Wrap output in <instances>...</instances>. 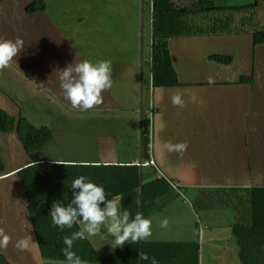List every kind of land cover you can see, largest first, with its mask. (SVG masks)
Wrapping results in <instances>:
<instances>
[{
	"label": "crops",
	"instance_id": "crops-1",
	"mask_svg": "<svg viewBox=\"0 0 264 264\" xmlns=\"http://www.w3.org/2000/svg\"><path fill=\"white\" fill-rule=\"evenodd\" d=\"M32 1L0 0V30H3L0 39L14 40L19 36L25 47L7 67L17 72L19 84L24 83V92L30 93L26 95L28 98L34 95L36 99L53 101L56 103H51L53 110H60L67 120L80 124L66 128L60 138L68 141L70 137V141L75 142L73 146L88 140L97 159L83 160L75 153L73 158L64 160L43 159L37 152L26 155L15 132L3 134L0 150L12 165L4 167V175L0 177V229L10 237L7 248H0V260H3L0 264L44 263L26 209L25 193L16 176L19 170L42 162L130 166L142 160H152L155 164L154 169L141 168L144 174H162L173 191L156 202L147 217L152 221V235L141 242L198 244L200 237L198 264H239L231 226L250 223L251 190L264 189V45L253 47L252 33H248L249 37L241 32L227 36L228 41L241 40L240 36H244L251 46L248 51L251 50L246 56V74L242 75L238 68L223 79L221 73L224 67L234 63V57L228 56L229 65L218 64L209 57L227 55L213 54L206 48L200 56L202 62L190 58L203 44L209 46L211 39L224 35L169 38L167 49L178 86L152 89L149 58L145 61L149 71L148 93L143 96L140 89L135 105L124 104L111 87L103 93L101 105L83 111L65 99L58 71L86 59L76 54L75 44L48 21L42 14L44 11L25 12ZM199 15L194 13L195 18ZM191 23L199 25L198 29L203 25L198 21ZM150 45L151 37L149 53ZM141 70L140 64L135 74L137 78ZM241 76H252V84H238ZM182 77L192 82L183 81ZM177 92L183 94V107L172 104L171 98ZM150 102L154 114L146 159L142 155L141 120ZM0 109L13 118L27 120L21 115L20 99L12 100L3 91H0ZM46 128L51 132V139L59 135L53 134L51 125ZM169 143H186L187 148L182 152L169 151ZM184 194H188L191 201ZM215 208L223 214L218 221L213 214L201 213V210L216 212ZM164 220L167 226L161 227ZM20 239L26 242L23 250L15 247Z\"/></svg>",
	"mask_w": 264,
	"mask_h": 264
},
{
	"label": "trees",
	"instance_id": "trees-1",
	"mask_svg": "<svg viewBox=\"0 0 264 264\" xmlns=\"http://www.w3.org/2000/svg\"><path fill=\"white\" fill-rule=\"evenodd\" d=\"M228 0H196L197 10L189 12L185 7H177L173 0H150L151 45L150 80L151 88L178 86L177 76L172 67L167 41L169 38L183 35H219L229 31L232 17L223 20L214 18L219 13L234 12L252 6L235 8L215 5V2ZM41 0L30 2L27 14L44 11ZM200 13L209 20L203 29L199 25H189L187 15ZM198 27V28H197ZM252 45H264V29L252 32ZM211 61L229 65L228 56H211ZM238 84H252V76H241ZM15 132L22 150L30 155L43 149L51 140V132L46 127H34L24 118H13L0 110V133ZM141 146L143 158L147 159L150 136V120L143 116L141 120ZM4 175V166L0 158V177ZM79 175H86L94 183L102 184L107 198L117 194L124 196L122 205L134 214L139 211L147 218L155 209L156 202L172 193L171 184L164 178H157L153 172L145 173L136 166L128 165H79L42 162L30 164L19 170L16 176L24 190L26 209L43 264H67L63 249L64 237L80 231L78 224L63 230L54 227L49 213L54 200L63 201L64 196L71 199L70 184ZM67 201H65L66 203ZM250 223L231 226V234L238 248L239 264H264V189L251 190ZM86 264H151L154 257L158 264H198L199 246L197 243H146L127 242L106 256H99L86 238L76 240L73 249ZM149 259L141 260L140 252ZM1 259V258H0ZM3 260H0V262Z\"/></svg>",
	"mask_w": 264,
	"mask_h": 264
},
{
	"label": "rangeland",
	"instance_id": "rangeland-1",
	"mask_svg": "<svg viewBox=\"0 0 264 264\" xmlns=\"http://www.w3.org/2000/svg\"><path fill=\"white\" fill-rule=\"evenodd\" d=\"M45 5L44 13L42 14L48 19L53 26L60 28L68 35V40L74 43V50L81 58L90 61H111L112 70V92L119 97L124 104L137 103L136 96L140 89L143 96L148 93V65L145 61L150 58L149 41L151 37L150 27V0H41ZM177 7H185L189 12L196 11L198 8L194 2L196 0H173ZM255 0H228L225 2H215V5L229 8H237L241 6H252ZM200 14V13H197ZM232 17L229 26V31L222 34L224 37L211 39L209 46L207 43L199 47L197 53L192 52V57L195 62L200 59L203 50L208 48V51L213 54L224 53L231 58L234 57V63L224 67L221 77L227 78L234 74V70L241 69V74L245 75L248 70V51L250 44L244 36L252 33L254 30L264 29V0H256L254 7L242 9L234 12L219 13L218 17L214 18L223 20L226 17ZM209 17L200 14L195 18L194 14L187 15L189 25H194L192 22H203L200 29L205 28ZM191 23V24H190ZM196 26V25H195ZM198 28V27H197ZM7 30V29H6ZM3 30H0V33ZM241 32V40L228 41L230 35ZM244 32V33H242ZM72 46V45H71ZM208 46V47H207ZM189 56V55H188ZM142 65L139 78L136 77L138 66ZM141 77V78H140ZM138 79V80H137ZM141 79V82H140ZM187 78H183L184 81ZM17 72L9 67L0 69V91L6 92L8 96L21 102V115L26 117L36 127H49L57 137L51 139L49 143L41 150L36 151L43 159H71L73 153L80 155V159H92L93 149L89 147L88 140L82 142L79 146H73L75 142L64 141L60 138L64 130L67 128L80 126V124L72 123V119L67 120L61 111H56L51 108L50 100L37 98L30 95L29 92H24V83L19 84ZM138 81V82H137ZM213 81V80H212ZM187 82H192V79H187ZM141 86V87H140ZM27 95V96H26ZM45 96V95H44ZM133 101V102H132ZM57 106V105H56ZM137 107V105H136ZM1 110V109H0ZM11 117V116H10ZM75 117H78L77 115ZM65 118V119H63ZM57 130V132H55ZM57 133V134H56ZM4 133L0 134V142L4 138ZM132 140H129V142ZM1 145V143H0ZM0 156L3 166L10 168L12 163L5 157L0 150ZM78 159V158H76ZM15 193V192H14ZM13 193V196L15 194ZM189 201L190 196L184 194ZM194 208L197 211L196 206ZM203 212L202 214H213L214 220H220L221 211ZM223 215V214H221ZM203 217V215H202ZM202 217L201 222H202ZM82 229L83 224H78ZM106 232V229H102ZM87 239L92 246L99 252L100 256H106L117 248H112L110 244L113 242L106 235L89 236ZM227 242H225L226 244ZM199 246L202 247L201 238L199 237ZM208 245V244H207Z\"/></svg>",
	"mask_w": 264,
	"mask_h": 264
},
{
	"label": "clouds",
	"instance_id": "clouds-1",
	"mask_svg": "<svg viewBox=\"0 0 264 264\" xmlns=\"http://www.w3.org/2000/svg\"><path fill=\"white\" fill-rule=\"evenodd\" d=\"M24 42L19 36L14 40L0 39V69L6 68L14 58L18 57L24 49ZM59 86L65 99L70 101L73 107L83 111L99 106L104 102L103 93L112 87L111 61L80 60L68 64L59 70ZM182 93L177 92L172 96L174 106L183 107ZM192 99H195L193 97ZM169 151L182 152L186 150V143H169ZM71 199L64 196L63 201L54 200L49 210L54 227L61 230L72 228L74 224H83L80 231L71 236L64 237L66 247L63 253L67 264H86L73 249L74 242L83 240L89 236L106 235L113 241L110 246L114 249L122 248L127 242L133 244L143 241L152 235V221L137 211L134 216L122 205L124 196L117 194L108 199L102 184L94 183L86 175H79L70 184ZM65 201H67L65 203ZM167 220L161 223V227L167 226ZM102 229H106V232ZM10 237L3 229H0V248H7ZM15 247L23 250L26 242L23 239L16 241ZM140 259H149L142 251ZM151 264H158L153 257Z\"/></svg>",
	"mask_w": 264,
	"mask_h": 264
},
{
	"label": "built area",
	"instance_id": "built-area-1",
	"mask_svg": "<svg viewBox=\"0 0 264 264\" xmlns=\"http://www.w3.org/2000/svg\"><path fill=\"white\" fill-rule=\"evenodd\" d=\"M151 100V99H150ZM147 118L151 121L152 116L154 114V109L152 107V103L150 102L149 107L147 109V111L145 112ZM150 137V136H149ZM150 151V139H149V144H148V153ZM132 166H136L141 168H151L154 169L155 168V164L152 160H142V161H136L134 163L131 164ZM157 178H164V176H162V174L160 173H155ZM166 181H168L166 178H164ZM169 182V181H168Z\"/></svg>",
	"mask_w": 264,
	"mask_h": 264
}]
</instances>
